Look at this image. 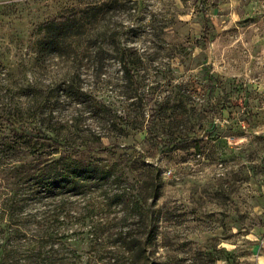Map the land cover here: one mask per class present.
<instances>
[{
	"label": "rangeland",
	"instance_id": "1",
	"mask_svg": "<svg viewBox=\"0 0 264 264\" xmlns=\"http://www.w3.org/2000/svg\"><path fill=\"white\" fill-rule=\"evenodd\" d=\"M7 116L109 175L47 188L61 151L0 139V262L264 264V0H0Z\"/></svg>",
	"mask_w": 264,
	"mask_h": 264
},
{
	"label": "trees",
	"instance_id": "2",
	"mask_svg": "<svg viewBox=\"0 0 264 264\" xmlns=\"http://www.w3.org/2000/svg\"><path fill=\"white\" fill-rule=\"evenodd\" d=\"M13 6H6L3 10V13L5 15H9L13 12ZM66 18L62 19V22L57 23L56 21H49L44 23V27L47 28L48 34L55 35L57 33V29H59L60 32L63 31V28H65L67 22ZM52 26L56 28H52ZM53 38V37H52ZM125 62V70L127 74L131 73V70L129 69L130 66L125 60V57L123 58ZM23 120H19L18 118H11L9 116L2 119V130L0 133V139L3 140L5 138H13V139H28L32 141H36L38 143H41L42 145H45L47 147L55 146L58 150L61 151L60 155L58 156L57 160L55 161L58 166H52L49 168L48 166L46 168H43V173H40L38 176L43 177V182L45 187L49 188L53 185V188H56V186H59L61 188L71 186V188L77 193L83 191L82 189L89 185V181L92 179L99 181L102 179H105L107 175H109V171L104 169L102 166L104 164L99 162H90V160L87 162L84 160V156L81 155L86 151H89L90 149L85 146H72L70 145L69 141L66 139V136H63V134H56L51 135L47 132H41L36 131L35 128H31L30 125L28 126L24 122H21ZM29 147L30 143H29ZM113 148L110 149H93L95 152L98 153H107L108 151H111ZM34 151V150H33ZM40 179V178H39ZM99 185V184H98ZM83 193V192H82ZM93 209V208H92ZM94 212V210H91L90 212L82 214L78 218V222L87 223L90 221V218L93 217L94 214H91V212ZM5 233V232H4ZM70 235H73L70 234ZM70 235H63L61 238L67 239ZM91 249V248H90ZM74 252V260H80L84 255L90 254L89 250L85 251L84 253L79 252L76 249H72ZM9 250L6 249L4 252H1V262L0 264H7L5 261V253H8ZM37 252L36 249H34V255ZM42 252H37V260H39V263L37 264H53L54 261L51 259L50 252H44L42 256H40ZM5 262V263H4ZM36 264V263H35Z\"/></svg>",
	"mask_w": 264,
	"mask_h": 264
},
{
	"label": "built area",
	"instance_id": "3",
	"mask_svg": "<svg viewBox=\"0 0 264 264\" xmlns=\"http://www.w3.org/2000/svg\"><path fill=\"white\" fill-rule=\"evenodd\" d=\"M262 241L264 242V239Z\"/></svg>",
	"mask_w": 264,
	"mask_h": 264
}]
</instances>
